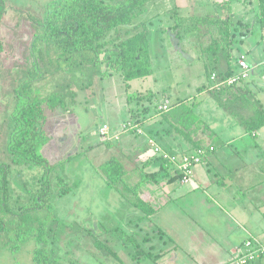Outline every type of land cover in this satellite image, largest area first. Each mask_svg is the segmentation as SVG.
I'll return each mask as SVG.
<instances>
[{
    "label": "trees",
    "instance_id": "16d2710c",
    "mask_svg": "<svg viewBox=\"0 0 264 264\" xmlns=\"http://www.w3.org/2000/svg\"><path fill=\"white\" fill-rule=\"evenodd\" d=\"M157 1L47 0L42 3L40 13L35 14L16 7L12 0H0V103L6 106L2 112L6 118V130L3 156H0V248L10 246L16 249L33 240L36 248L32 264H66L59 254L54 253L63 226L62 220L52 212L51 201L54 195H64L70 188L61 176L64 168L61 173L58 170L56 172L57 166H64V162L50 164L43 150L51 140V118L59 108L69 109L68 106L76 105L78 92L84 88L80 82L86 75L90 76L88 81L92 82L94 78L102 81L114 72L120 73L127 90L131 88V80L154 72V58L156 61V58L165 55L174 56L172 50L176 49V54H186L191 58L190 64L200 62L203 65L200 75L205 80L196 87L197 92H209L217 106L247 133L252 134L264 127V106L256 98L249 78L232 85H216L236 72V62L242 53L235 51L236 45L253 31L242 30V37L237 36L232 19L235 0H215L214 10L195 17L182 14L179 6L175 5L169 16L170 25L165 28L157 22L158 17L140 19L148 6ZM250 3H254L257 23L264 32V0H252ZM23 30L29 36L22 50L24 62L17 61L11 68L9 66L6 77L2 58H10L6 49L15 46L8 41V35H13L15 41L17 33L20 42L19 34ZM163 30L169 35L172 50L167 48L164 34L157 38L161 48L158 53L154 34ZM187 36L192 37L195 56L182 48ZM199 38L204 39L205 43ZM16 54L11 55V58ZM101 65L105 66L104 70L99 69ZM214 73L215 79L212 78ZM167 95L166 89L161 92L150 89L147 93H128L129 103L135 99L138 104L145 100L152 102L142 108L146 114L143 116L137 111L139 108H131L129 119L143 126L149 119L147 113L151 112L149 116H159L160 121L169 124L172 130L181 135L191 147L189 149L196 151L204 148L207 154L215 151L216 147L212 143L216 141V133L210 132L208 139L194 137L193 133L201 125H204L203 130L209 129L195 111L198 102L191 101V95H188L172 102L169 110H161L159 105ZM167 129L171 132L169 127ZM133 131L136 136L144 135L135 129ZM211 146H214L213 150ZM165 149L176 157L192 152ZM177 159L180 160L179 157ZM34 166L44 168L33 182L38 187L30 192L29 198L26 194L17 199L11 181L14 172L21 173L24 168L31 169ZM100 167L107 184L139 209L140 219L158 210V206L143 191L145 185H168L175 181L183 184V174L178 165L154 152L138 168L139 179L134 183L127 181L131 175L116 157L105 161ZM98 245L107 248L102 242ZM136 247L139 248L138 243ZM138 251L137 256L132 254L133 258L136 257L133 264H141L142 259L146 260L150 256V252L143 248ZM109 252L115 255L112 249ZM160 256L162 254H157L153 259L157 260Z\"/></svg>",
    "mask_w": 264,
    "mask_h": 264
},
{
    "label": "rangeland",
    "instance_id": "374dc122",
    "mask_svg": "<svg viewBox=\"0 0 264 264\" xmlns=\"http://www.w3.org/2000/svg\"><path fill=\"white\" fill-rule=\"evenodd\" d=\"M12 1L16 7L37 14L40 13L42 3L47 0ZM250 2L252 0H235L233 4L232 19L234 27L237 29V36L242 37V30L248 32L253 30L251 33H247L248 35L243 37L242 41L236 45L235 51L237 53L239 51H249L251 53L250 61L254 68L250 77L253 75L258 77L264 72V65L262 64L264 58V32L257 23L254 3ZM214 3L215 0H159L150 4L140 19L152 16L158 17L157 22L160 26H163L162 28H165L170 25L169 16L175 5L179 6L182 14L195 17L214 10ZM20 30L22 31L21 28ZM164 34L166 35L165 30L159 34L157 32L154 34V38L158 42L156 46L158 53L161 48L159 47L160 40L157 38ZM19 36L22 40L20 42L17 39V33L15 41L13 35H8V41H11L12 44L14 43L15 46L11 45L6 49L10 58H2V67L6 71L9 66L11 68L17 61L24 62V58H21L22 50H24L25 41L29 36L24 30ZM168 36L167 34L164 42L171 51L172 47L169 45ZM199 40L205 43L204 39L199 38ZM192 42L191 36L185 37L182 42V48L188 50L192 56H195L196 51ZM172 51L174 56L165 55L161 58H156V61L154 58V72L146 77L131 80L129 82L131 88L127 90L120 73L114 72L102 81L94 78L92 82L88 81L90 76L86 75L84 77L85 81L83 80V83L80 82L84 88L82 90L77 88L79 92L77 91L76 105L68 106L69 109L59 108L51 118V140L43 150V153L47 156L50 164L64 162V166H57L56 172L58 170V173H61L64 168L61 176L70 188V191L64 195H54L51 201L52 212L62 220L61 225L63 226L57 237L54 253L59 254L64 263L133 264L136 257L133 258L132 254L137 256L138 250L143 248L145 251L150 252L152 257L148 256L146 260L141 258L143 260L141 264H147V262L148 264H213L214 251H218L219 246L216 249L214 248L215 246L209 236L210 231L205 233L204 228H212L214 225L220 228L221 225V230L224 231L221 237L222 242L224 236L228 237V231L226 230L228 224H226L225 228L224 218L215 213L208 214L203 207L204 202L213 201L211 204L215 205L214 200L209 201L202 188L196 189L192 192V195H186L182 198L180 201L181 205L179 204V211L182 215L181 221L185 222V226L182 222V226L179 225V229L182 227L180 234L185 235L180 236L177 240L180 247L177 248V251L174 248L164 251L165 256H161L162 258L155 262L153 257L161 251V248H165L164 245L158 248L162 235L159 227H162V224H157V222L153 221L155 219H150L149 217L140 219L141 213L139 209L125 201L117 189L109 186L101 171V164L112 157H116L123 162L128 174L131 175L130 179L127 178V181L134 183L139 179L137 173L140 172V167L144 165L149 154L153 153L150 145L147 144L149 137L147 130L151 129L148 124L153 123L156 117L159 118V116H154L153 114L149 116L151 112L147 113V118H149L147 122L149 123L145 122L143 126H140V132H142L140 134H144L142 136L134 135L133 130L126 131L121 129L124 121L130 117L129 111L131 108L133 110L139 108L137 111L143 116L145 113L142 112V108L152 104L148 100L138 104L135 98L134 101L129 103L128 93H147L150 89L161 92L166 89L168 95L165 96V99L168 101L167 104L168 106L170 105V109L172 102L178 98L188 96L192 91L195 93L196 87L205 80V77L200 75L203 72V65L200 62L192 65L190 64L191 58L186 54L181 56L176 54V49ZM15 53H17L15 57L11 58V55L14 56ZM104 68L105 66L103 65L99 67L100 70H104ZM8 74L9 72L7 71L6 77ZM89 87L91 88L89 89ZM162 96L160 95V97ZM173 96L179 97L174 98ZM162 103L159 108L163 106ZM5 109L6 106L1 102V157L3 156L2 146L5 141L6 130L4 123L6 118L4 113H2ZM221 112L226 114L223 109H221ZM104 124H107L110 128L105 138L107 140L102 139L100 133V128ZM220 136V134H217L215 138L218 139ZM150 138L155 139V137L151 136ZM105 141L109 143L107 144ZM71 156L72 158L68 159ZM24 169L21 173L15 171L13 179H11L13 194L17 199L19 196L24 195L25 197L26 194L29 198L30 192L38 187L34 186L33 182L44 171L42 166ZM257 177L260 176L250 178L248 174H245L242 183H249L250 179L257 180ZM26 185L29 186L24 189ZM167 187L160 194L168 192L169 195H179L180 191L193 190L190 185H183L179 181L168 184ZM149 190H151L150 187ZM145 192L147 195L150 193V191ZM249 192L253 194L252 191ZM241 196L243 197L244 195L241 194ZM149 197L152 198V196ZM194 201L197 203L194 204ZM214 208L212 211H214ZM196 215L200 220L198 218L194 220ZM193 217L194 219H192ZM171 228H173V225ZM193 234L194 238L192 237ZM129 241H131L130 244ZM99 242L104 243L107 248L100 247L98 245ZM137 243L139 248L136 247ZM152 244L155 247L152 246V248ZM168 244H170V241H168ZM35 248L36 243L33 240L19 245L16 249L10 246L0 248V264H32ZM109 249H112L115 255L109 252Z\"/></svg>",
    "mask_w": 264,
    "mask_h": 264
},
{
    "label": "crops",
    "instance_id": "0c3cea01",
    "mask_svg": "<svg viewBox=\"0 0 264 264\" xmlns=\"http://www.w3.org/2000/svg\"><path fill=\"white\" fill-rule=\"evenodd\" d=\"M241 52L247 54L252 72L254 66L250 61L251 53L249 51ZM262 64L264 65V58ZM248 81L256 92V98L264 106V72L258 77L255 75L249 77ZM189 95H191L189 98L191 101L198 102L195 107L196 113L209 126L208 130H203L204 125H201L197 132L193 133L194 137L196 139L207 137L208 139L210 132H214L216 135L220 134V138L212 143L216 149L205 156L203 164L196 167L194 182L183 184L190 185L193 190L180 191L179 195H169L168 192L160 194L161 191L168 188L167 185L148 183L144 186L143 191H150L149 195H146L152 196L149 198L154 199V204L158 206L156 213L149 218L155 219L153 221L157 224H162V227H159L162 235L158 248L163 245L165 248H161L158 254H162L163 257L165 256L164 251L172 248L177 251V248L180 247L178 238L182 235L185 236L180 234L182 227L179 229V225L182 226V223L183 225L185 223L181 221L182 215L179 211L181 199L186 195H192L194 190L202 188L208 200H214L215 203L212 205L213 201L204 202L205 211L207 210L208 214L215 213L224 218L225 228L228 224L226 229L228 237L224 236L223 242L221 237L224 231L221 230V225L220 228L215 225L212 228H204L205 233L210 231L209 236L214 248L219 246V250L214 251L213 264H223L230 259L232 250L245 239L256 237L264 241V127L249 134L227 113L221 112V108L217 106L208 92H197L196 90L195 93L192 91ZM148 125L151 127L150 130H147L148 136L155 137L165 148L193 151V149H189L191 147L181 135L172 130L169 124L160 121L158 117ZM168 127L171 132L168 131ZM245 174H248L250 178L260 177H257V180L250 179L249 183L243 184ZM249 191H252L253 194ZM193 207L191 209L194 210ZM212 207H215L214 211H212ZM197 215L194 216L195 219L194 217L192 219H199ZM172 225L173 228H171ZM192 237L194 238V234ZM152 246L155 247L153 244ZM162 257H158L155 262H158ZM249 264H264V256Z\"/></svg>",
    "mask_w": 264,
    "mask_h": 264
},
{
    "label": "built area",
    "instance_id": "2783aa9c",
    "mask_svg": "<svg viewBox=\"0 0 264 264\" xmlns=\"http://www.w3.org/2000/svg\"><path fill=\"white\" fill-rule=\"evenodd\" d=\"M236 69L237 70L233 75L229 76L224 81L216 83V85L219 86L223 83L232 85L250 77L251 64L249 63L248 56L246 53L240 54L236 62ZM212 78H216L215 73L212 75ZM167 103L168 101H166L165 99V101L162 103L163 106H161L160 109L165 111L168 110L170 105L168 106ZM140 128L141 127L137 123H134L130 119L124 121L123 126L121 127L122 130L125 129L126 131H129L135 129L138 133H142L140 132ZM109 130L110 128L107 124H104L100 128L102 139L107 140L105 138L107 137ZM148 144L150 145L151 150L154 153L160 154L164 158L169 159L170 161L175 162L178 165V168L183 174L181 179V182L183 184H189L193 182L195 167L197 164H200L204 160L207 154L206 149L199 148L196 151L183 154L181 157L178 156L180 158V160H178V157L168 153L166 149L163 148L160 143L157 142L155 139L148 138ZM210 149L213 150L214 146H211ZM262 256H264V241H261L256 237H250L245 239L241 244L235 247L232 250V255L230 259L223 264H249L250 262L257 260Z\"/></svg>",
    "mask_w": 264,
    "mask_h": 264
}]
</instances>
